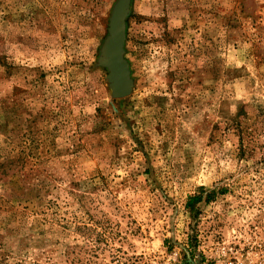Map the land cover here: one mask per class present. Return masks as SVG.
I'll return each instance as SVG.
<instances>
[{
	"label": "rangeland",
	"instance_id": "rangeland-1",
	"mask_svg": "<svg viewBox=\"0 0 264 264\" xmlns=\"http://www.w3.org/2000/svg\"><path fill=\"white\" fill-rule=\"evenodd\" d=\"M116 2L0 0V264L264 226V0H127L123 97L102 61Z\"/></svg>",
	"mask_w": 264,
	"mask_h": 264
},
{
	"label": "built area",
	"instance_id": "built-area-1",
	"mask_svg": "<svg viewBox=\"0 0 264 264\" xmlns=\"http://www.w3.org/2000/svg\"><path fill=\"white\" fill-rule=\"evenodd\" d=\"M237 225L195 233L183 245L168 251L151 250L132 259L116 258L95 264H264V226L252 217H239ZM207 234V235H206Z\"/></svg>",
	"mask_w": 264,
	"mask_h": 264
},
{
	"label": "water",
	"instance_id": "water-1",
	"mask_svg": "<svg viewBox=\"0 0 264 264\" xmlns=\"http://www.w3.org/2000/svg\"><path fill=\"white\" fill-rule=\"evenodd\" d=\"M126 5L127 0H117L109 19L108 36L102 51V61L109 71L106 78L114 97H123L130 87L127 66L121 57L122 22Z\"/></svg>",
	"mask_w": 264,
	"mask_h": 264
},
{
	"label": "trees",
	"instance_id": "trees-1",
	"mask_svg": "<svg viewBox=\"0 0 264 264\" xmlns=\"http://www.w3.org/2000/svg\"><path fill=\"white\" fill-rule=\"evenodd\" d=\"M191 198H193V200H196V201H198V198H197V197H194V196H192V197H189V198H188V201H189V200H192Z\"/></svg>",
	"mask_w": 264,
	"mask_h": 264
}]
</instances>
